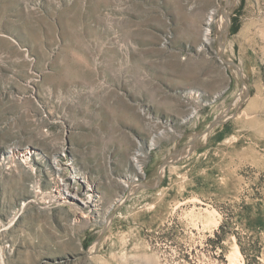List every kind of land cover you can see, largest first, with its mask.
I'll return each mask as SVG.
<instances>
[{
    "label": "rangeland",
    "instance_id": "rangeland-1",
    "mask_svg": "<svg viewBox=\"0 0 264 264\" xmlns=\"http://www.w3.org/2000/svg\"><path fill=\"white\" fill-rule=\"evenodd\" d=\"M0 264H264V0H0Z\"/></svg>",
    "mask_w": 264,
    "mask_h": 264
},
{
    "label": "bare ground",
    "instance_id": "bare-ground-1",
    "mask_svg": "<svg viewBox=\"0 0 264 264\" xmlns=\"http://www.w3.org/2000/svg\"><path fill=\"white\" fill-rule=\"evenodd\" d=\"M215 14H216L215 11H212L208 17L207 28H206L205 39H204L205 42L209 41V36H210L209 33L211 32L210 26H211L212 22L216 20ZM226 19H227L226 15L222 14L221 20H226ZM135 161L138 162V157L135 158ZM56 169L60 171L59 168H56ZM77 172L78 171L73 168L72 174H69L68 176L63 177L62 179H59V181H57V188H58V192H59L58 197H60L61 199H65L67 197V195H71L73 198H76L79 201V203L82 204V206H84V208H89L92 206L95 209V207H96V204H95V201H96V199H95V190H96L95 186L89 185L87 182H86L87 186H85V187L84 186L81 187V185H80V187L75 186V185L79 184V181L82 178V176H80L79 173H77Z\"/></svg>",
    "mask_w": 264,
    "mask_h": 264
}]
</instances>
